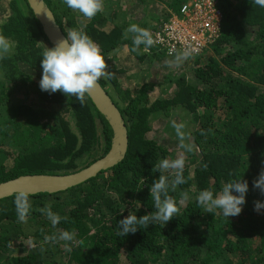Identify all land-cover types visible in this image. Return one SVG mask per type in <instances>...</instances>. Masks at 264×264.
<instances>
[{
  "label": "trees",
  "instance_id": "16d2710c",
  "mask_svg": "<svg viewBox=\"0 0 264 264\" xmlns=\"http://www.w3.org/2000/svg\"><path fill=\"white\" fill-rule=\"evenodd\" d=\"M7 1L0 36L14 51L0 59V184L28 175L77 173L110 151L114 132L88 95L81 103L61 91L41 90L42 53L53 46L27 0ZM43 1L66 36L83 27L110 56L109 75L99 83L123 116L129 147L120 164L77 187L30 196L24 222L17 218V194L0 200V264H264V209L255 210L264 195L253 186L264 170V7L252 0H215L221 13L218 36L197 57L177 63L178 55L168 56L159 44L134 50L126 29L134 23L158 32L174 16L182 19V8L194 0H123L141 12L140 20L122 0H107L92 19L63 0ZM120 52L163 68L175 62L192 78L184 73L130 87L141 74L123 79L128 70L115 62ZM158 88L162 92L150 103ZM175 110L177 117L155 127ZM164 136L185 158V183L168 193L177 217L121 236L119 220L132 211L138 216L155 211L150 187L160 173L153 169L176 152ZM234 179L249 184L239 215L207 213L197 203L202 190L219 191ZM47 206L61 218L56 226L40 211ZM62 231L75 233L74 241L46 239Z\"/></svg>",
  "mask_w": 264,
  "mask_h": 264
},
{
  "label": "clouds",
  "instance_id": "9594fccd",
  "mask_svg": "<svg viewBox=\"0 0 264 264\" xmlns=\"http://www.w3.org/2000/svg\"><path fill=\"white\" fill-rule=\"evenodd\" d=\"M64 4L74 11L82 14L87 19L94 18L99 12L103 11V0H63ZM252 3L264 7V0H252ZM126 33L132 34L134 50L141 45L144 51L153 46L154 39L150 30L142 28L137 24H130ZM12 44L6 37L0 36V59L10 53ZM192 54V50H186L182 56L176 57L179 63L182 59H187ZM195 57V56H194ZM110 56L103 53L99 44L94 41L83 27L74 28L67 31L65 39L59 41L54 47H46L42 53L41 67L43 70L40 80L42 91L54 94L61 91L63 94L75 96L81 103L85 97L91 94L98 87L101 78L107 77L108 63ZM177 133L183 140V133L177 127ZM187 151H191L190 146L181 145ZM185 158L179 156L176 159H163L155 164L153 171L160 173L159 179L153 181L150 187L151 199L154 201V212L138 216L137 211H132L127 217L119 220V235L126 236L135 233L144 226L162 222L166 225L171 219L177 217L178 208L176 201L169 196V190H175L177 186L185 183L183 170ZM165 172L173 173V178L164 175ZM253 186L260 190L264 195V170L259 174L258 179L253 181ZM249 191L247 181L234 179L226 182L219 191L210 189L202 190L197 196V203L207 213L214 214L219 210L225 217L239 215L246 203V195ZM30 191L19 192L14 200L17 218L24 222L31 210ZM187 200L188 194L184 197ZM264 209V202L257 201L255 210L260 212ZM48 217L51 224L56 226L60 222V216L51 210L50 206L40 209ZM75 233L62 231L57 235L46 237L50 240L74 241Z\"/></svg>",
  "mask_w": 264,
  "mask_h": 264
},
{
  "label": "water",
  "instance_id": "95a60500",
  "mask_svg": "<svg viewBox=\"0 0 264 264\" xmlns=\"http://www.w3.org/2000/svg\"><path fill=\"white\" fill-rule=\"evenodd\" d=\"M27 2L53 47L66 38L63 30L56 22L54 13L43 0H27ZM88 96L99 113L109 122L114 132L110 151L102 159L74 174L28 175L2 183L0 184V200L25 190L30 191L31 196L65 192L97 177L104 171L114 168L125 159L129 147V137L121 112L99 82L98 87Z\"/></svg>",
  "mask_w": 264,
  "mask_h": 264
},
{
  "label": "built area",
  "instance_id": "2783aa9c",
  "mask_svg": "<svg viewBox=\"0 0 264 264\" xmlns=\"http://www.w3.org/2000/svg\"><path fill=\"white\" fill-rule=\"evenodd\" d=\"M182 14V19L174 16L152 33L154 44L164 47L168 56H182L186 50H192L189 57L198 56L218 36L221 13L215 0H194L182 8Z\"/></svg>",
  "mask_w": 264,
  "mask_h": 264
},
{
  "label": "rangeland",
  "instance_id": "374dc122",
  "mask_svg": "<svg viewBox=\"0 0 264 264\" xmlns=\"http://www.w3.org/2000/svg\"><path fill=\"white\" fill-rule=\"evenodd\" d=\"M106 1L107 0H103V3L104 5L106 4ZM121 4L123 5V8L125 10H127L128 12H131V14L133 15V17H135V20H140L142 18V14L139 10L135 9L136 7H134L132 4H127V2H121ZM0 7L3 8L5 11L4 13L2 14V12L0 11V15H2L3 17H5L7 15V12H9L8 10V1L7 0H0ZM131 8V9H130ZM79 14V12L77 13V15ZM130 14V16H132ZM141 15V16H140ZM6 19V18H5ZM4 19V20H5ZM14 51V46L12 45V49L10 51L9 54H11L12 52ZM197 57V56H195ZM117 60V61H116ZM115 60V62L120 66L122 65V63L124 64V67L128 70V74H125V75H122L123 79L127 76V75H134V76H138V74L140 75L138 81L137 79L134 81L135 83H132L130 85V87H133V86H136L135 84L137 83H144L145 81H150V82H154L156 84H159L160 82H163L164 81V76H177L178 75V78L181 77V75H183L184 73H187V80H189V78L191 79L192 77L189 75V73L187 72V70L185 69L186 67L184 66H180V64H175V62H171V63H166L164 60L163 63H166V67L163 68L160 66V64H156L154 65L155 63H151L150 61L148 60H145V61H142L140 62L137 58H135V56L133 55H128L126 52H120L118 55H117V59ZM140 62V63H139ZM115 63V67H117L118 65ZM139 64V68L140 69H135V68H138L136 66V64ZM161 63V64H163ZM174 77H172L174 79ZM167 84V83H166ZM168 86H172L171 88H174L173 85H171L170 83L168 84ZM162 91L158 88L157 89V92L155 93H152L151 94V97H150V103H152L154 100L157 99V97L160 95ZM173 116H169V117H163L161 118L162 120H159L157 123H156V126L158 129H160V124L166 120H170L172 118H175L178 116V112L177 110L173 111ZM161 122V123H160ZM161 131V130H160ZM167 136H164L162 139H166ZM168 139V138H167ZM169 140H172V139H168V143L169 145L171 146H174V147H171V151H174L176 150L175 152V156L172 157V159H176L178 158L179 156H183V153H182V149H180L178 146H177V143L175 141H172V142H169ZM192 170L194 169V166L191 168Z\"/></svg>",
  "mask_w": 264,
  "mask_h": 264
}]
</instances>
